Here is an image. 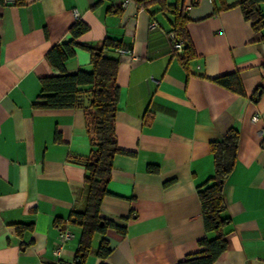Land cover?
Listing matches in <instances>:
<instances>
[{"label":"crops","instance_id":"1","mask_svg":"<svg viewBox=\"0 0 264 264\" xmlns=\"http://www.w3.org/2000/svg\"><path fill=\"white\" fill-rule=\"evenodd\" d=\"M23 1L0 4V264H176L200 249L206 233L197 188L214 174L210 142L232 127L241 132L240 149L224 187L227 248L215 264H264V25L254 30L235 6L240 0ZM180 7L196 51L189 68L169 38ZM78 20L90 26L80 42L99 46L110 37L134 50L117 52L122 152L101 206L124 230L95 233L84 258L81 230L69 218L83 203L86 113L37 104L42 78L54 74L46 54ZM90 62L79 48L67 70ZM236 71L242 95L212 80ZM66 227L74 235L59 256ZM103 238L106 259L97 253Z\"/></svg>","mask_w":264,"mask_h":264},{"label":"trees","instance_id":"2","mask_svg":"<svg viewBox=\"0 0 264 264\" xmlns=\"http://www.w3.org/2000/svg\"><path fill=\"white\" fill-rule=\"evenodd\" d=\"M133 1L147 7L155 0ZM156 1H160L162 7L166 6L164 0ZM23 2V0H0V4ZM193 3L197 2L194 0ZM263 3L264 0H240L235 5L241 9L244 18L252 22V27L256 31L261 30L264 25V12L261 7ZM224 7L231 6L224 5ZM216 10L219 11L217 8ZM188 21L189 16L183 7L177 9L172 32L177 34L184 47L183 52H174L186 68H189L190 62L196 57L187 29ZM89 29L90 26L86 22L76 21L70 28L68 39L48 51L46 59L54 74L42 78V93L37 102L39 106L52 109L81 107L86 113L91 153L85 160L84 184L80 192L83 203L82 207L75 209L69 218V221L81 230L77 250L81 258L92 250L95 233L104 234L109 228L124 230L114 220L105 218L101 214L102 202L109 193L108 186L112 179L114 158L122 152L118 145L115 126L120 91L117 83L120 57L116 49L123 46V42L110 37H106L99 46L80 42L79 37ZM79 48L90 52V67L79 68L77 72L69 73L67 61L76 55ZM212 80L235 93L244 94L243 81L238 71ZM240 140V130L232 127L220 138L210 142L214 174L197 188L206 234L199 240L200 249L188 254L176 264H215L218 257L226 250L224 228L230 218L224 215L226 210L224 187L236 166ZM150 170L157 171L158 168L152 166ZM210 233H214V236H210ZM110 252V244L106 238H103L97 253L106 259Z\"/></svg>","mask_w":264,"mask_h":264},{"label":"built area","instance_id":"3","mask_svg":"<svg viewBox=\"0 0 264 264\" xmlns=\"http://www.w3.org/2000/svg\"><path fill=\"white\" fill-rule=\"evenodd\" d=\"M8 1H13V0H8ZM130 2V0H125L123 5H127L128 3ZM187 9H190L191 8V5H188L186 6ZM74 15L76 16V19H78L79 17V12L78 10H74ZM152 27H155L156 26V23L153 22ZM169 38H170V41H171V45H172V48L175 52H178V53H181L183 52V47H184V44L183 42L178 38L177 34L175 32H170L169 33ZM117 52L121 53V54H127V55H131V56H134V50H133V47L131 46H121L119 48L116 49ZM253 120L256 121L258 120V116L257 115H254L253 116ZM262 134L264 135V129H262ZM73 232L68 228H64L62 229L60 232H59V235H58V245L56 247V252L57 254L60 256L62 254V250H63V247L65 245V243L70 240L72 237H73Z\"/></svg>","mask_w":264,"mask_h":264}]
</instances>
